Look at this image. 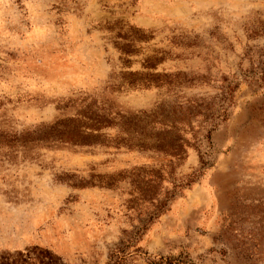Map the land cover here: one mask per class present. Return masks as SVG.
Returning a JSON list of instances; mask_svg holds the SVG:
<instances>
[{
  "label": "rangeland",
  "instance_id": "rangeland-1",
  "mask_svg": "<svg viewBox=\"0 0 264 264\" xmlns=\"http://www.w3.org/2000/svg\"><path fill=\"white\" fill-rule=\"evenodd\" d=\"M91 100L179 108L181 158L114 146V126L105 144L12 139ZM116 247L120 264H264V0H0V264Z\"/></svg>",
  "mask_w": 264,
  "mask_h": 264
},
{
  "label": "trees",
  "instance_id": "trees-1",
  "mask_svg": "<svg viewBox=\"0 0 264 264\" xmlns=\"http://www.w3.org/2000/svg\"><path fill=\"white\" fill-rule=\"evenodd\" d=\"M132 82L130 81L129 83ZM228 98L229 96L223 94L219 100L221 102L228 101ZM225 110L226 108L221 104L220 111H217L216 114L217 117L224 118ZM112 113L108 107L91 100L84 102L72 116L58 119L42 129L31 131L25 135H13L12 139L23 142L35 140L58 141L85 146L105 144L106 136L102 133V129L114 126L124 135L114 136L112 139L114 146L151 149L174 158H181L187 141L178 134L179 126L183 122V114L179 108L165 112V109L158 107L157 110L152 112L132 116H124L116 112ZM155 125H159V128H155ZM200 162L202 165L205 164L204 160H200ZM196 176L197 174L191 173L185 184L188 185L193 182ZM178 186H174V190L169 192L166 199L175 195V189ZM163 205L164 202H160L157 210H160ZM122 251V247L115 248L109 255L110 264H120L123 260ZM147 263L170 264L171 258L160 256L156 259H148Z\"/></svg>",
  "mask_w": 264,
  "mask_h": 264
}]
</instances>
